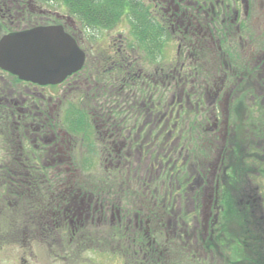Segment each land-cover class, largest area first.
I'll return each mask as SVG.
<instances>
[{"label":"flooded vegetation","instance_id":"1","mask_svg":"<svg viewBox=\"0 0 264 264\" xmlns=\"http://www.w3.org/2000/svg\"><path fill=\"white\" fill-rule=\"evenodd\" d=\"M36 27L61 28L76 48H72L76 54L66 59L76 60L79 67L55 84L21 81L0 68V81L10 78L0 87V135L10 134L7 143L14 148L15 161L10 170L21 188L17 197L26 201L25 209H31L21 218L44 221L43 232L49 226L56 231L45 232L46 236H62L61 228L68 223L79 225L91 213L95 215V208L90 210L98 200L94 194H106L110 200L97 208L98 222L106 223L105 215L110 213L111 223L115 218L121 223L127 219L121 215L120 220L119 205L139 202L144 188L161 175L170 181L171 174L181 178L192 172L196 179L187 178L174 192L180 189L184 197H190L193 190L189 202L184 199L176 210L170 199L167 205L164 198L160 207L152 199L151 204L143 199L126 211L134 210L135 228L127 232V223L115 235L132 243L122 250L135 259L133 264H172L180 258L185 261L182 264L218 260L224 264L215 251V241L224 236L225 227L218 191L231 173L224 150L238 148L235 127L232 135L230 127L241 109L238 104L243 107V118L262 129V136L249 130L247 157L264 161V0H74L72 6L64 0H0V39ZM17 85L24 91L15 89ZM58 88L75 96L65 107H58L62 128L50 119V91L44 92ZM236 94L248 101H235ZM57 129L64 138H57ZM187 129L196 130L200 150L186 149L184 159L161 154L162 141H180ZM51 131L52 138L41 139ZM28 132L34 134L28 136ZM30 136L33 147L24 148V137ZM37 137L41 147L34 143ZM208 139L215 145L214 160ZM33 153L42 166L29 165L26 154ZM135 156L144 158V165L134 164L138 168L134 172L144 168L146 176L134 182L125 174L130 175L128 164ZM151 156L154 161L148 165L146 157ZM99 168L107 177L104 189L95 187L94 181H79V174L94 175ZM258 173H264V167ZM130 179L133 185L127 191ZM117 188L127 193L116 204ZM255 200L260 210L264 198ZM19 201L13 199V205ZM241 204L248 207L249 202ZM194 240L196 247L174 260L184 245L171 248V243ZM241 244L232 238L226 247V264L239 263Z\"/></svg>","mask_w":264,"mask_h":264},{"label":"rangeland","instance_id":"2","mask_svg":"<svg viewBox=\"0 0 264 264\" xmlns=\"http://www.w3.org/2000/svg\"><path fill=\"white\" fill-rule=\"evenodd\" d=\"M33 18L42 20L41 16L33 15ZM9 80L10 78L4 77V81H0V87L4 86V84H8ZM15 89H18V91L22 92L24 91V88L18 85L15 87ZM44 92H48V100H51L49 102V107H51L52 109H49V117L53 121L54 125H56V127L59 128L61 126L62 128V113L61 109H59L58 107H65L67 105V102L72 101L75 97L74 92L66 90V92L64 93L61 92V88L47 89ZM235 98V101L237 102L246 103V101H248L246 98H242L241 94H236ZM237 106L241 107V109L239 108L237 110L236 118H232L230 127H232L231 135L235 127L236 135L238 138V148L234 149V151L229 150L227 152L228 154L226 155L229 158L231 173L235 174L236 171L245 173H247L248 171V173H251L252 169L248 164L247 159L249 157H247V152L244 149L246 144L251 141L249 130L252 131V133L254 132L255 134H260L262 129L259 130L260 127L256 123H252L251 121L249 122V119L243 118V107L240 104H238ZM57 112L58 117H56ZM252 117L253 115H250V119ZM182 127H184V125H182ZM187 130H185L184 133L186 134L180 141H176V139L173 142L162 141L160 143V149L163 150L161 154H170V156L174 155L175 158H178L182 155L181 158L184 159L183 154L186 149L193 148L197 151L198 149L200 150L198 143L199 139L196 137V130ZM246 131H248V133H245ZM20 132L21 131H17V134H20ZM56 133H58L57 138L65 137V134H63V132L59 129L56 130ZM31 134L34 133L28 132V136ZM243 134L248 135V142H245L243 140ZM260 136H262V134H260ZM30 137L31 138L24 137V148L25 146L33 147L30 141L33 137ZM44 138H52V131L51 133H45V136L41 137V139ZM255 138L259 137L257 136ZM9 139L10 134H6L4 132L1 133L0 159L3 160H0V167H2L0 169V207L3 208V212L0 213V264H129L130 253H125L122 248L125 245H132V243H125L124 241H122L121 235H115L116 232L113 231L115 229V226L118 229V224L120 228H124L128 223L129 229L127 232L135 228L133 227L134 210H132L130 214H128L126 211H130L131 208L141 203L143 199H146L145 201H147V203L149 204H151L152 199V203H156L157 207H160L164 204V198H167L165 203L167 205L169 199L172 203L175 202V207L177 210L179 208L178 204H181V206H183L186 202L184 199H188L189 202V200L191 199L190 197L194 192L192 190L193 192L191 191L189 193L188 189L186 188V192L189 193L190 197H184V191L180 189L177 190L178 193L174 194L176 187L179 188L187 183V178L191 177L193 179H196V175H194L192 172L182 174L181 178L174 177V175L171 174L172 180L170 181L169 179L161 175V179L155 181L154 183H151L148 187L144 188L146 193L144 195L143 193H140L139 197H141V200L139 202L132 205H119V207H122V210L119 214L120 220H122L121 215H124L128 221L127 222L123 220L121 223H118L116 218L111 223L109 220L110 213H107V215L104 214L107 218L106 223L101 221L98 222L97 218L100 213H96L97 208L100 209L101 203H104L105 201L109 202L110 199H107L106 194H103L100 197L94 194V196L98 198V200H94L92 202L90 210L92 211L95 208V211H93L95 215L93 216V213H91V215H89L86 220L79 225H69L68 223L67 227L65 226L61 228L65 232V234H61L63 239L58 242V245H55L53 251L51 250L50 245L46 242L45 237L47 236L45 235V232L47 230L43 232L41 228L44 223L40 225V223L38 222H28L24 218H21L22 216H24L25 212H30L31 209H25L26 205L23 202L26 201L23 198L17 197L18 190H21V188L17 184L20 182L19 179L10 170L11 166H15V161L14 148H12L11 146L9 147L7 143ZM41 139L37 137L35 139L36 141L34 142L39 147H41L42 145L39 142L41 141ZM43 145L47 146L46 144ZM262 146H264V144H262ZM238 149H240V152L237 151ZM213 153L214 155L212 158L214 160V158L216 157V151L214 150ZM26 157L31 167L38 168V166H42V161L40 162L35 153H33V155L26 154ZM136 158H138V156H135L133 160L128 164V167L131 168L130 175H128V173L125 174L126 179H129L131 177L134 182L137 179L141 177L145 178L146 176L144 168H141L140 172H134L138 169L135 167V165H142V163L144 165V158L141 159L142 161L140 160V158H138V161H136ZM146 160L148 165L149 163L152 164V162L154 161V157H146ZM253 160H256V158H253ZM245 173L239 175V177L237 176L235 181L239 184L241 183V181H247L248 176L246 178ZM253 174L257 176L256 171H253ZM61 175L64 176L63 174ZM149 176L151 177L152 175ZM153 178L154 175L152 176V179ZM78 179L83 183L94 181L95 187L99 189H104L107 182V177L103 173V170L100 168L94 171V175L81 173L78 175ZM132 179L129 180V188L127 191H129L130 186L133 185ZM250 179H253L251 183L254 186L259 183V181L254 180L256 179L254 177H250ZM243 183L246 184L247 182ZM127 191L124 194H121L117 188L115 190V196L119 198H116L114 202L117 204V202L121 201V198H123ZM254 192L255 191L251 189L248 192L247 190H243V188H241L239 190V193H241V197H239L238 194H233L232 196L233 201L235 200L238 203V201L240 200L246 201V194L247 196H250L251 202H249L248 207H246V205L244 204H236L237 206L233 207V213L229 211L230 218L225 222V227L223 230L224 236L215 241V251L222 255L224 264H226L227 257L226 247L228 245H231L232 238L239 239L240 242L243 243L241 244L238 252V264H264V204H261L260 210L257 209V204L255 202L253 203L252 200ZM209 193L210 190H208V195ZM5 197L8 198L7 202L4 200ZM17 198H19L20 201L19 203L17 202V205L15 206L13 205V199L16 200ZM251 213L254 214V218H251ZM235 223L236 228L239 229L238 232L235 231ZM110 224H112V226ZM195 225L196 223L194 220L192 221V228L190 229L192 238H194L193 231L195 229ZM48 228H50L51 233H56L53 227L49 226ZM73 231V235L70 233L66 234ZM121 234L122 236H124V233ZM25 244L27 245V247H25ZM197 244L198 242H195V240L189 243L188 241H183L181 243L177 241L176 245H173V243H171V248H173V246L188 245L187 248L183 246L184 249L178 254L177 257L174 258V260H176L178 257L183 256L185 251H187L189 248L196 247ZM127 251L130 252V249L127 248ZM183 262H185L184 259L180 258L177 261H173L172 264H182ZM215 264H220L219 260Z\"/></svg>","mask_w":264,"mask_h":264},{"label":"water","instance_id":"3","mask_svg":"<svg viewBox=\"0 0 264 264\" xmlns=\"http://www.w3.org/2000/svg\"><path fill=\"white\" fill-rule=\"evenodd\" d=\"M70 45L67 36L45 28L9 35L0 41V67L25 81L57 83L79 67L66 59L76 54Z\"/></svg>","mask_w":264,"mask_h":264},{"label":"trees","instance_id":"4","mask_svg":"<svg viewBox=\"0 0 264 264\" xmlns=\"http://www.w3.org/2000/svg\"><path fill=\"white\" fill-rule=\"evenodd\" d=\"M64 2L66 3V5L72 6L74 4V0H64ZM231 197L230 195V191L229 190H224V192L222 193L221 198H223V206L225 208H227L229 205V203L227 204V200ZM46 238V242L50 245L51 250L54 251V247L55 245H58V242L60 240H62V236L59 235H48ZM138 239H135V241H137ZM131 256V255H130ZM129 262L131 264H133L135 262V259H130L129 258Z\"/></svg>","mask_w":264,"mask_h":264}]
</instances>
